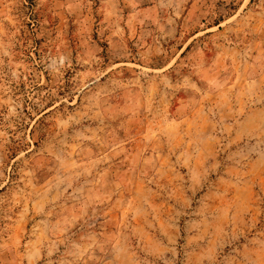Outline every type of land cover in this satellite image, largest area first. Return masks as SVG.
<instances>
[{"label":"rangeland","instance_id":"1","mask_svg":"<svg viewBox=\"0 0 264 264\" xmlns=\"http://www.w3.org/2000/svg\"><path fill=\"white\" fill-rule=\"evenodd\" d=\"M0 264H264V0H0Z\"/></svg>","mask_w":264,"mask_h":264}]
</instances>
